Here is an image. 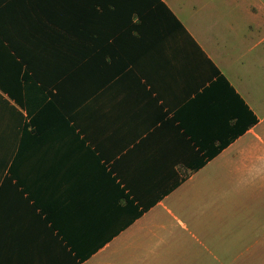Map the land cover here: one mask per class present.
Instances as JSON below:
<instances>
[{"label":"crops","instance_id":"0c3cea01","mask_svg":"<svg viewBox=\"0 0 264 264\" xmlns=\"http://www.w3.org/2000/svg\"><path fill=\"white\" fill-rule=\"evenodd\" d=\"M263 225L264 0H0V264H239Z\"/></svg>","mask_w":264,"mask_h":264},{"label":"rangeland","instance_id":"374dc122","mask_svg":"<svg viewBox=\"0 0 264 264\" xmlns=\"http://www.w3.org/2000/svg\"><path fill=\"white\" fill-rule=\"evenodd\" d=\"M259 231L260 233L261 231H264V225L262 226V229H260ZM262 235H263L262 237L264 240V232ZM250 249H249L250 251L241 249L240 253L242 256H240L238 263L239 264H264V251H261L259 248L257 250H253L252 248Z\"/></svg>","mask_w":264,"mask_h":264}]
</instances>
